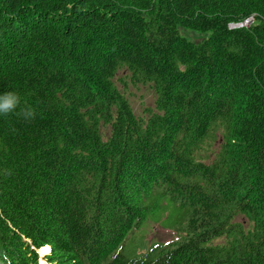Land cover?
Here are the masks:
<instances>
[{"label": "trees", "instance_id": "16d2710c", "mask_svg": "<svg viewBox=\"0 0 264 264\" xmlns=\"http://www.w3.org/2000/svg\"><path fill=\"white\" fill-rule=\"evenodd\" d=\"M9 92L0 264H264V0H0Z\"/></svg>", "mask_w": 264, "mask_h": 264}, {"label": "rangeland", "instance_id": "374dc122", "mask_svg": "<svg viewBox=\"0 0 264 264\" xmlns=\"http://www.w3.org/2000/svg\"><path fill=\"white\" fill-rule=\"evenodd\" d=\"M182 34L189 38L192 42L197 43L205 39L208 34H200L194 31L182 30ZM124 82L117 81L119 88L129 99V102L137 114V116L147 118L149 116V110H155V104L157 99L156 91L151 85H134L129 79L124 78ZM245 91V90H244ZM242 92V95L244 93ZM105 135L109 136L110 131L106 130ZM239 221L246 222L242 217L238 218ZM140 235H143L145 239L151 244L153 243H166L176 238L174 231L164 229L161 225L149 223L140 231ZM143 240L142 238H140ZM224 239L216 241V244H221ZM41 256L42 253L40 252ZM42 264H51L49 262H43Z\"/></svg>", "mask_w": 264, "mask_h": 264}, {"label": "clouds", "instance_id": "9594fccd", "mask_svg": "<svg viewBox=\"0 0 264 264\" xmlns=\"http://www.w3.org/2000/svg\"><path fill=\"white\" fill-rule=\"evenodd\" d=\"M0 114L7 115L8 113L12 112L19 104V97L17 94L14 93H6L0 95ZM24 109H21V113Z\"/></svg>", "mask_w": 264, "mask_h": 264}, {"label": "bare ground", "instance_id": "6f19581e", "mask_svg": "<svg viewBox=\"0 0 264 264\" xmlns=\"http://www.w3.org/2000/svg\"><path fill=\"white\" fill-rule=\"evenodd\" d=\"M49 252H50V248H49V247H45V248H43L42 251H41V253H42L43 256H44V255H47Z\"/></svg>", "mask_w": 264, "mask_h": 264}]
</instances>
